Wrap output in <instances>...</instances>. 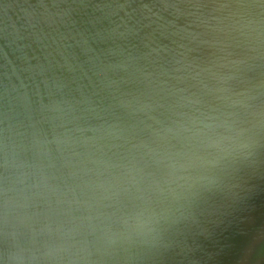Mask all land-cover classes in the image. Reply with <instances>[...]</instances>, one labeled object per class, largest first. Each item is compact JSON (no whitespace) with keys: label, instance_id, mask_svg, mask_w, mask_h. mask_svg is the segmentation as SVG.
Masks as SVG:
<instances>
[{"label":"water","instance_id":"95a60500","mask_svg":"<svg viewBox=\"0 0 264 264\" xmlns=\"http://www.w3.org/2000/svg\"><path fill=\"white\" fill-rule=\"evenodd\" d=\"M0 264H264V0H0Z\"/></svg>","mask_w":264,"mask_h":264}]
</instances>
